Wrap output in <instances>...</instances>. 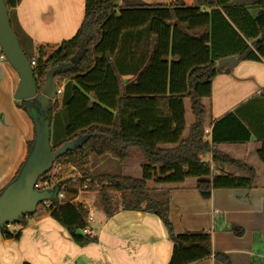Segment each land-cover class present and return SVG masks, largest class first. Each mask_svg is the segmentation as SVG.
I'll list each match as a JSON object with an SVG mask.
<instances>
[{
	"label": "trees",
	"instance_id": "obj_1",
	"mask_svg": "<svg viewBox=\"0 0 264 264\" xmlns=\"http://www.w3.org/2000/svg\"><path fill=\"white\" fill-rule=\"evenodd\" d=\"M20 1L4 0V5L22 52L29 63L34 62L37 89L40 91L50 71H59L54 81L56 89H62L61 107L55 95L53 107L43 110L49 122L52 152L81 139L53 164L67 168L54 174L48 191L57 188L68 200L60 203L57 194L49 201L46 209L50 218L78 247L96 243L94 235L82 233L88 228V208L73 203L85 184L89 192L97 189L106 219L131 211L149 213L160 220L173 246L168 264H196L211 258L210 233H176L169 220L168 198H155L146 183L178 184L187 178H210L211 165L201 157L211 154L212 164L237 168L247 177L217 175L209 182H197L198 190L253 188L254 170L213 146L245 144L250 132L231 113L213 125L211 141H205L202 101L211 98L212 81L221 70L218 61L232 56L239 62L264 61L263 3V11L252 15L247 5L235 0H194L191 7L181 2L119 6L118 0H84V18L73 38L33 50L32 41L16 21ZM128 72L133 79L124 81L122 75ZM186 99L194 122L184 139ZM14 105L32 122L37 119L35 103L14 101ZM32 145L33 140L26 145L27 156ZM261 145L257 158L264 164V142ZM134 149L145 160L140 179L95 177L87 169L91 156H109L122 165ZM69 170L77 174L75 181L67 178ZM29 217L13 225L25 227ZM229 231L242 234L240 230ZM0 235L6 240L19 238V233H12L8 226L0 229Z\"/></svg>",
	"mask_w": 264,
	"mask_h": 264
},
{
	"label": "crops",
	"instance_id": "obj_2",
	"mask_svg": "<svg viewBox=\"0 0 264 264\" xmlns=\"http://www.w3.org/2000/svg\"><path fill=\"white\" fill-rule=\"evenodd\" d=\"M193 1L118 0L117 4L167 6L181 2L191 7ZM235 1L247 5L252 15L263 11L260 8L262 3L264 5V0ZM255 3L258 6L253 7ZM15 16L19 28L32 41L33 50L42 45L57 46L75 36L84 18V0H21ZM132 47L133 45L128 48ZM9 70L5 61L0 63V191L14 178L27 155V149L24 151L21 146L23 141L21 122L27 126L28 121H31L14 105L12 94L18 85V76L16 73L12 75ZM122 79L131 80L133 76L128 72L122 75ZM211 92V98L202 101L206 111L203 122L204 139L210 142L213 125L234 113L237 120L250 132L249 141L245 144L220 143L213 146L231 160L254 170L253 188L198 190L197 182H209L217 175L241 179L247 177L245 172L237 168L225 164H212V156L207 154L201 157V161L211 165L210 178H187L178 184H161L159 190L166 191L169 220L176 233L197 231L210 233L212 256L196 264H264V164L257 158V152L264 142V61L238 62L232 68H221L212 81ZM183 107L185 111L183 138L186 139L194 120L187 99L184 100ZM132 152L133 150L128 158ZM135 154L137 158H141L139 152ZM108 157L91 156L90 160L95 159L97 166L99 164L103 166ZM74 201L88 206L87 230L97 238L96 246H102L104 239L103 242L107 245L105 247L113 250L112 257L121 261L118 263L113 259L115 264L169 263L173 246L166 231L160 230L157 226L158 219L154 215L125 211L106 219L99 206L90 205L88 200L84 202L80 196ZM48 206L47 202L45 208ZM33 216L27 218L25 227L10 225L9 230L12 233H19V238L6 240L0 235V245L5 247L17 245L20 254V247L25 244L27 248L30 243V251L27 249L26 254L32 257L37 254V264H75L78 255L88 247H78L70 238L72 243L70 249L74 251L75 247H78L79 250L75 255L65 254L68 247L65 243L66 236L62 234V243L60 242L56 248L55 241L58 238H52L51 225L49 223L45 225V222L51 219L50 213L47 212L38 219H34ZM217 224L220 227L215 228ZM224 227L227 230H223ZM229 230H240L242 234L237 236ZM42 238L52 240V245L49 244L48 250L44 253L37 252V244ZM26 254H20L21 264L28 262ZM104 264H107L106 259Z\"/></svg>",
	"mask_w": 264,
	"mask_h": 264
},
{
	"label": "water",
	"instance_id": "obj_3",
	"mask_svg": "<svg viewBox=\"0 0 264 264\" xmlns=\"http://www.w3.org/2000/svg\"><path fill=\"white\" fill-rule=\"evenodd\" d=\"M0 58H3L18 76V85L13 99L18 102L35 103L39 107L37 119L33 120L34 139L30 153L16 178L0 193L1 229L14 224L24 216L34 215L41 203L49 202L57 196V188L51 191H39L36 189L37 183L40 178L50 172L55 161L77 146L81 139L66 143L52 152L49 122L44 118L43 110L49 107L55 98L54 78L59 71H50L40 91L37 89L32 67L11 29L4 0H0ZM238 62V58L232 56L218 61L217 67L232 68Z\"/></svg>",
	"mask_w": 264,
	"mask_h": 264
},
{
	"label": "rangeland",
	"instance_id": "obj_4",
	"mask_svg": "<svg viewBox=\"0 0 264 264\" xmlns=\"http://www.w3.org/2000/svg\"><path fill=\"white\" fill-rule=\"evenodd\" d=\"M26 51H27L26 53H28V54L30 53L28 48ZM2 62H4V59L0 58V63H2ZM8 67L10 69L9 71L12 73V75H14L15 72L11 69V67L9 65H8ZM15 75H17V74H15ZM13 95L14 94H12V99H13ZM55 100H56V96H55L54 100L51 101L50 108L53 107V103L55 102ZM60 100H61L60 96H58L57 97L58 106H60V104H61ZM27 124L28 125L26 126L24 124V122H21V128L23 130V132H22L23 141H22L21 146L23 147V150L25 149L24 151H26V149H27V146H26L27 143L34 139V135H33L34 134V125H33V123H31V121H28ZM50 145H51V140H50ZM132 153L133 154H131L130 157L122 165H120L117 160L108 157L109 159H107L106 162L103 163V166H101V164H99L97 166V164L95 162L96 160L95 159L90 160V158H89L87 169L90 171V174L92 176H95V177L101 176V175H105V176L106 175H122V176L131 177L134 179H140L142 177V167H143V165H145V160L143 158H137V156H135L136 155L135 153H138L137 150L134 149ZM26 158H27V155L25 156L24 161ZM62 168H67V166L65 167L62 164L54 165L51 169L50 174L48 173L46 178H44L43 180H40V182L37 185L38 188L39 187L40 188L41 187H49L50 182L53 181L54 174ZM71 172L72 171L69 170V175L66 174V176H67V178H71L72 180L75 181V179L77 178V174L75 175V174H72ZM11 181H12V179H11ZM146 184H147L149 189L154 191L153 195L155 196V198H159L160 196H166L165 190H159L161 184L157 185V184H154L152 181H150ZM84 186H86V185L84 184ZM84 186H82L79 189L77 197L80 196L82 198V200H84V202L88 200L90 205H95L96 207L99 206L101 208V206L99 204L98 194L96 192L97 189H94L93 191L91 190L89 192V191H87L86 188H84ZM65 200H68V199L63 194V199L60 200V203L64 202ZM74 200H73V203L81 204L79 202H75ZM46 204H47V202H44L43 205L40 204L37 207L36 213L33 216L34 219L35 218L38 219L40 216L45 215L47 213V209L45 208ZM85 207H88V206L85 205ZM101 210H102V208H101ZM155 220H157V219H155ZM46 223H49L51 225L50 229L52 230V233H50V234H51L52 238L57 237L59 240V241L58 240L55 241V247L58 248V245L60 244V242L62 243V237L61 236L63 234L64 236H66L65 238H67V241H65V243L68 244V247L64 253L69 254V255L70 254L75 255L79 249H78V247H75L74 251H72L70 249V245L72 243H71L70 237L66 233V231L64 229H62L61 227H59L58 225H56V223L54 221H52L51 219H48L45 222V225H46ZM156 224H157V226H159L160 230L166 231L162 222L157 220ZM8 228H9V226H8ZM39 232H41V231H39ZM103 240L104 239H102V246H96V243L88 245L87 246L88 248L85 249V251L83 253L78 255L77 260H75V264H104L105 259L107 260V264H115L113 262V259H116V258L112 257L113 250H109L107 247H105L107 245L103 242ZM32 243H34V242L32 241ZM49 244L52 245V240L49 241L47 238L46 239L42 238L37 244L38 245L37 252H43V253L46 252L48 250ZM126 247H127V249L129 248L128 245ZM126 247H124V249H126ZM27 249H28V251H30L29 250L30 249V243L27 245V248H26L25 244H23V246L20 247V251H21L20 254L21 253L26 254ZM18 250H19V248L17 247V245H11L10 247H5L4 245H0V264H21V256H20ZM26 256L28 259L27 263H29V264H37L38 263L37 262V257H38L37 254H35L33 257L30 255L28 256L27 254H26ZM116 261H118V263L121 262L118 259H116Z\"/></svg>",
	"mask_w": 264,
	"mask_h": 264
},
{
	"label": "built area",
	"instance_id": "obj_5",
	"mask_svg": "<svg viewBox=\"0 0 264 264\" xmlns=\"http://www.w3.org/2000/svg\"><path fill=\"white\" fill-rule=\"evenodd\" d=\"M1 59H3V58H1ZM30 65L32 67L34 65V62H31ZM61 92H62V89L61 88H59V89H56L55 88V95L60 96L61 95ZM37 188H38V186H37ZM42 188H43V190H48V187H42ZM84 188H86V186H84ZM58 199L59 200H62L63 199V194L62 193L61 194H58ZM82 233L83 234H89V231L86 229V230H83Z\"/></svg>",
	"mask_w": 264,
	"mask_h": 264
},
{
	"label": "flooded vegetation",
	"instance_id": "obj_6",
	"mask_svg": "<svg viewBox=\"0 0 264 264\" xmlns=\"http://www.w3.org/2000/svg\"><path fill=\"white\" fill-rule=\"evenodd\" d=\"M39 108V107H38Z\"/></svg>",
	"mask_w": 264,
	"mask_h": 264
}]
</instances>
